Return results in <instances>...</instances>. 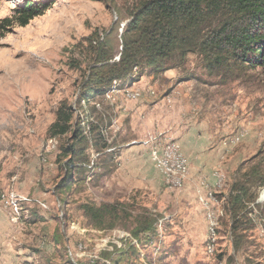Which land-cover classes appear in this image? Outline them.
<instances>
[{
	"label": "rangeland",
	"instance_id": "rangeland-1",
	"mask_svg": "<svg viewBox=\"0 0 264 264\" xmlns=\"http://www.w3.org/2000/svg\"><path fill=\"white\" fill-rule=\"evenodd\" d=\"M27 1L49 8L25 27L13 19L0 30V206L5 202L10 209L0 220V264H91L109 237L124 236L145 214L158 220L157 238L143 250L145 264H264V186L254 187L245 177L255 165L264 172V70L225 77L189 54L174 69L144 71L149 96L142 94L139 102L160 117L171 113L155 138L168 136L176 119L179 125L180 135L169 137L189 163L179 189L170 188L154 167L146 144L151 136L141 139L132 130L125 114L129 101L121 95L96 99L97 112L84 126H96L103 114L112 149L99 154L90 149L94 169L76 174L72 191L60 196L55 191L66 170L59 147L66 138L49 140L48 130L64 100L77 110L75 122L83 119L77 99L93 60L87 40L110 29L118 9L127 14L140 0H0V26ZM119 83L121 89L132 87L129 79ZM92 106L85 107L88 113ZM238 182L251 185L246 212L256 228L238 252L229 228L220 225L209 252L208 214L219 212L218 224L222 216L228 220L218 198ZM84 202H124L131 205L132 218L126 227L100 231L88 226L78 209ZM251 202L261 207H250Z\"/></svg>",
	"mask_w": 264,
	"mask_h": 264
},
{
	"label": "trees",
	"instance_id": "trees-1",
	"mask_svg": "<svg viewBox=\"0 0 264 264\" xmlns=\"http://www.w3.org/2000/svg\"><path fill=\"white\" fill-rule=\"evenodd\" d=\"M48 8L47 4L27 1L15 10L14 18L2 21L0 30L11 25L13 19L25 27ZM127 10L124 14L118 9V19L110 29L101 34L97 30L87 40L93 60L77 99L83 119L75 122L77 110L64 100L48 130L49 140L66 138L59 147V160L64 161L66 173L56 188L57 195L68 196L77 181L76 174L87 175L94 169L90 149L98 154L112 149L104 136V115L102 119L97 117L101 120L96 126L86 127L84 121L97 112L95 100H105L114 82L124 85L129 79V84H134L143 78L145 70L174 69L189 54L201 58L211 72L222 71L225 77L264 70V0H140ZM90 103L93 106L88 113L85 107ZM248 173L245 177L248 175L250 184L264 186V172L259 165L251 167ZM248 182L234 184L227 196L218 198L223 201V213L228 220L219 218L216 234L220 225L229 228L234 250L238 252L245 246L248 232L256 228L246 212L248 203L253 201ZM63 203L68 206L64 198ZM130 206L124 202H84L78 209L88 226L106 231L121 223L126 227L127 220L132 218ZM157 222L147 214L139 216L124 236L108 238L93 264H145L143 250L155 242ZM218 257L223 262L225 255Z\"/></svg>",
	"mask_w": 264,
	"mask_h": 264
},
{
	"label": "crops",
	"instance_id": "crops-1",
	"mask_svg": "<svg viewBox=\"0 0 264 264\" xmlns=\"http://www.w3.org/2000/svg\"><path fill=\"white\" fill-rule=\"evenodd\" d=\"M145 80L142 78L139 82H136L134 84H131L133 89L141 90L143 93V96H149L148 94V87L146 86ZM142 97L139 100L129 101L125 114L127 116L130 115L131 121L130 125L132 126V130L135 131V134L138 138H145L147 136H152L157 134L158 132H162L165 130V127L168 126L169 117L171 116V113L166 111L164 115L158 116L155 109H149L148 106L143 103L139 102ZM174 101V99H173ZM174 111L173 108H171L170 111ZM171 132H169V137H173L175 139V136H177L179 132V125L177 123L176 119V125L170 127ZM180 135V134H179ZM176 143V142H175ZM178 147L179 144L176 143ZM188 155V154H187ZM190 158V156H188ZM192 169V168H191ZM4 202V201H3ZM2 202V203H3ZM264 202V200H262ZM4 206H0V220H4L6 218V215L8 214V211L10 213V209L5 206V202L3 203ZM262 205V204H261ZM257 207H261L259 204H257ZM6 214V215H5ZM11 215V214H10ZM9 215V216H10ZM8 216V215H7ZM12 217V215H11ZM254 223H256L253 219H251ZM144 253V251H143ZM143 260H146V254H144Z\"/></svg>",
	"mask_w": 264,
	"mask_h": 264
},
{
	"label": "bare ground",
	"instance_id": "bare-ground-1",
	"mask_svg": "<svg viewBox=\"0 0 264 264\" xmlns=\"http://www.w3.org/2000/svg\"><path fill=\"white\" fill-rule=\"evenodd\" d=\"M119 84H120L119 82H114L113 83L111 89L105 95V99L107 101H114V100H116V97L118 95H121L124 100H125L124 97H126L127 101H130V102L131 101H134V100H138V92H136L131 87H127V88L121 89L119 87ZM155 144H162V140L161 141H158L155 138ZM169 144H170V146H172V148H179L177 146V144L171 138H169ZM173 161L176 162L177 164H179V168L177 166H175V164H173V163H165V170L166 171H161L162 174L165 177V180L167 178V171H169V173H170L171 176H177V178H185V177H188L189 164L186 163V158L183 157L182 154H173ZM185 180L186 179H178V186H180V187H175L173 185V183H170V182H165V183L170 188L179 189V188H181V186L183 185V183L185 182ZM14 199H16V198H14ZM255 204L256 203H254V204L252 203L250 205V207L251 206L254 207V208L257 207V206H255ZM15 207H16V205H15ZM218 214H219V212L213 213V221L211 222V225H210L209 242H208V244H209V252H213L214 251V246H215V243H216V238H217L216 229H217V225H218V223H217Z\"/></svg>",
	"mask_w": 264,
	"mask_h": 264
},
{
	"label": "built area",
	"instance_id": "built-area-1",
	"mask_svg": "<svg viewBox=\"0 0 264 264\" xmlns=\"http://www.w3.org/2000/svg\"><path fill=\"white\" fill-rule=\"evenodd\" d=\"M134 90L136 92H138V100H139L141 98V95L143 92L141 90H137V89H134ZM152 95H155V94H153V91H152ZM124 98H125V101H127L126 97H124ZM155 136H161V134L152 135L146 141V144L150 146V157H151V160L154 164V167L158 171H166L165 170V163H173V164H175V166H177L179 168V164H177L176 162L173 161V154H182L183 157H185L184 153L182 152L181 147L172 148V146H170V144H169V135L168 136H162V144H155ZM186 163L189 164L187 158H186ZM178 179H187V177L177 178V176H171L169 171H167V178H166V180H164V182H170V183H173V185L175 187H180V186H178ZM218 180H221V178H217V181ZM4 199L7 201V199L5 198V195H4ZM205 199H207V198H205ZM208 199L213 200L211 192L209 194ZM208 217H209V222H212L213 221V211H211L208 214ZM96 258L97 257H95V259ZM95 259H93V261Z\"/></svg>",
	"mask_w": 264,
	"mask_h": 264
}]
</instances>
